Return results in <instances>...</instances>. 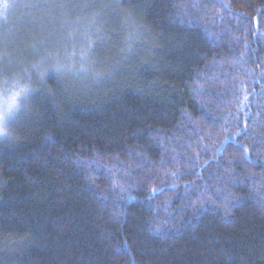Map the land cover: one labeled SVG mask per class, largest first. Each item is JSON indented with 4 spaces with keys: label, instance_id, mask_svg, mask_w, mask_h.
<instances>
[{
    "label": "trees",
    "instance_id": "16d2710c",
    "mask_svg": "<svg viewBox=\"0 0 264 264\" xmlns=\"http://www.w3.org/2000/svg\"><path fill=\"white\" fill-rule=\"evenodd\" d=\"M0 58V264H264V0H0Z\"/></svg>",
    "mask_w": 264,
    "mask_h": 264
},
{
    "label": "snow or ice",
    "instance_id": "6c2138e0",
    "mask_svg": "<svg viewBox=\"0 0 264 264\" xmlns=\"http://www.w3.org/2000/svg\"><path fill=\"white\" fill-rule=\"evenodd\" d=\"M10 5L8 3L3 4V8L7 9ZM52 53H46L42 57L40 63L46 62L47 58L52 56ZM85 55V53H81ZM2 59V58H0ZM11 61L0 67V75L4 76L2 81L4 87L0 89V135H5L9 123L13 122L14 118L21 111L22 102L26 101L34 92L31 81V75L27 69H22L19 72H15L12 77H8L7 73L11 71ZM34 68H39L40 64L34 65ZM246 99V98H245Z\"/></svg>",
    "mask_w": 264,
    "mask_h": 264
},
{
    "label": "rangeland",
    "instance_id": "374dc122",
    "mask_svg": "<svg viewBox=\"0 0 264 264\" xmlns=\"http://www.w3.org/2000/svg\"><path fill=\"white\" fill-rule=\"evenodd\" d=\"M10 7L13 8V6H10ZM10 7L7 8V9L4 11L3 15H6V13H8V12L10 11V9H11ZM3 87H4L3 83L0 82V89H3ZM21 109H22V108H21ZM19 113H20V112H19ZM19 113H18V114H19ZM18 114H17V116H18ZM17 116H16V117H17ZM16 117H15V118H16ZM15 118H14V119H15ZM13 121H14V120H13ZM11 123H12V122H11ZM11 123H9V124H11Z\"/></svg>",
    "mask_w": 264,
    "mask_h": 264
},
{
    "label": "clouds",
    "instance_id": "9594fccd",
    "mask_svg": "<svg viewBox=\"0 0 264 264\" xmlns=\"http://www.w3.org/2000/svg\"><path fill=\"white\" fill-rule=\"evenodd\" d=\"M5 132H6V134L5 135H0V137H10V131H9L8 128L5 130Z\"/></svg>",
    "mask_w": 264,
    "mask_h": 264
}]
</instances>
